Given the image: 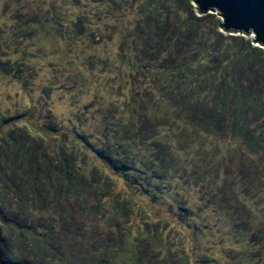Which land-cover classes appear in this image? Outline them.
<instances>
[{
  "label": "rangeland",
  "instance_id": "1",
  "mask_svg": "<svg viewBox=\"0 0 264 264\" xmlns=\"http://www.w3.org/2000/svg\"><path fill=\"white\" fill-rule=\"evenodd\" d=\"M221 22L192 0H0V264H93L104 248L98 264H264L262 156L228 122L171 133L183 105L216 123L225 74L264 94V53L233 66L239 48L264 47ZM182 68L193 85L178 95ZM24 139L80 161L83 190L55 197L50 177L43 198L12 191L7 146ZM23 232L50 252L35 257Z\"/></svg>",
  "mask_w": 264,
  "mask_h": 264
},
{
  "label": "trees",
  "instance_id": "2",
  "mask_svg": "<svg viewBox=\"0 0 264 264\" xmlns=\"http://www.w3.org/2000/svg\"><path fill=\"white\" fill-rule=\"evenodd\" d=\"M190 28L191 27L187 29L190 30ZM237 39L243 40L242 37H238ZM236 53H237L236 57L235 59H233L234 61L233 66L235 69L237 64L239 66L241 64L240 67L242 72L246 69V67L248 68L251 67L255 69V63L258 60L260 54L264 53V49L258 47H248V50L244 48H239ZM262 68L263 67L261 66L255 69L256 70L255 75L257 76V78L259 77V75L264 78V70ZM183 70L184 68L178 69L177 74L173 77L174 79H172V77L169 75L170 80L172 79L171 80L172 83L170 87L176 85L173 89H179L176 91L178 95L181 94L182 89H185L186 87L190 89V87L193 85V84H188L189 79H186L184 81L182 77ZM229 74H225L224 75L225 78L222 79L217 84L211 81L212 86H214L215 84L214 90L215 91L220 90L218 101L215 104L216 123L214 120L205 122L200 118L202 114L201 116L199 113L195 114L197 111L193 112V110L192 112H188L189 111L188 107L183 105L182 106L183 111L179 114V118L177 117L174 118L173 125L175 128H177V132H173V131L171 132L173 134L172 138L178 139V141H180L179 139L183 138V135L187 133L185 130H188L190 128V126L188 125L189 123L197 124L198 122H201L205 133L206 132L219 133L218 129L220 128L221 123L228 122V126L231 130L232 136L237 138L240 141V143L245 146V152L246 153L248 152L249 154H251V152H254L255 154L258 153L262 156V159L264 160V120L263 121L260 120L261 118L264 119V94L262 93V89L260 88L258 89L260 90L259 93L254 92L247 83H244L239 87L238 85H236L235 76L237 75L238 77L241 78L242 76H240V74H236V75L233 74L229 75ZM230 77H232V79ZM241 78L239 79V81L242 80ZM247 78L250 79V77ZM181 79H182V83L180 81ZM249 81L250 80H246V82ZM194 85H195L193 87L194 91L198 90L199 88H201L199 90H204L203 88L206 87V85H208V82L206 79H201L197 81ZM230 99H233V101H230ZM229 104H230V108H227ZM254 108H256L257 110H255ZM249 110L253 112L252 114L253 116L252 118L254 119L253 122L247 121L249 116L248 114ZM253 110H255V112ZM227 114H229L228 117ZM202 117L204 119H207L208 112L204 113ZM252 125H254V127L256 128L254 132L250 131V126ZM27 143L28 141L24 139L18 145L9 144L7 146L8 149L10 150V156L12 157L11 165H13V168L16 167L14 169L15 178L10 182V184H12V187H14V189L13 188L10 189L20 194L19 197H23L24 199L28 200L30 194L35 195L36 192L38 193L37 191L38 188L42 190L40 193L41 198L49 195L50 189L47 187V184H40V182L46 183L50 177L51 179L54 178V180L58 181V182L56 181L57 182L56 188L53 189L55 193V197L62 196V198L64 199L68 191L76 194L75 192L77 189L80 191L83 190V188L86 185V181L82 179V177L77 173V171L74 168H72L73 166H70L72 163L73 165L75 164L74 166L76 168L80 169L79 167V163H81L80 161H75L73 163L72 162L73 157H69L70 158L69 159L63 153V149L61 150V148L59 150L54 149L53 151H50L46 149V146L44 144L34 143V141H32V144L30 145L31 148L28 149L25 148V145ZM184 146L187 145L185 144ZM4 148H5L4 145L0 146V150ZM15 157L17 159L16 163L14 160ZM45 188L48 191L47 193ZM44 190L45 193H43ZM22 234L24 237L27 236L26 238H28V242L31 243L32 246H35L34 248V250H36L34 253L35 257L38 256L44 257V255L46 256V252L49 251L48 240L46 239L42 240L37 238V236L33 232H29L28 234H25V232H23ZM20 237L17 238V241L19 240L24 246H27L24 244L25 238L23 240H20ZM109 250L110 249L108 248H104V250H101V253L103 254L102 258H100V253H94L95 257H93L94 261L92 263L98 264L103 259H106L105 257H107L110 253Z\"/></svg>",
  "mask_w": 264,
  "mask_h": 264
},
{
  "label": "water",
  "instance_id": "3",
  "mask_svg": "<svg viewBox=\"0 0 264 264\" xmlns=\"http://www.w3.org/2000/svg\"><path fill=\"white\" fill-rule=\"evenodd\" d=\"M200 14L217 11L221 29L253 33L254 42L264 47V0H192Z\"/></svg>",
  "mask_w": 264,
  "mask_h": 264
}]
</instances>
